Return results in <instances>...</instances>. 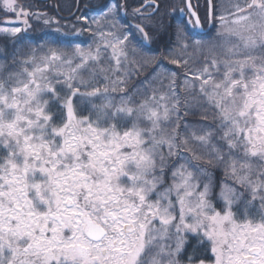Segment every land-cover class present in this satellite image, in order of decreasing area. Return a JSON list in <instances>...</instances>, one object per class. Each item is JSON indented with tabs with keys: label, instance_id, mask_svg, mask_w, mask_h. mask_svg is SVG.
<instances>
[{
	"label": "snow or ice",
	"instance_id": "obj_1",
	"mask_svg": "<svg viewBox=\"0 0 264 264\" xmlns=\"http://www.w3.org/2000/svg\"><path fill=\"white\" fill-rule=\"evenodd\" d=\"M0 264H264V0H0Z\"/></svg>",
	"mask_w": 264,
	"mask_h": 264
},
{
	"label": "trees",
	"instance_id": "obj_2",
	"mask_svg": "<svg viewBox=\"0 0 264 264\" xmlns=\"http://www.w3.org/2000/svg\"><path fill=\"white\" fill-rule=\"evenodd\" d=\"M32 2L36 8L61 17H68L75 11V0H32Z\"/></svg>",
	"mask_w": 264,
	"mask_h": 264
}]
</instances>
